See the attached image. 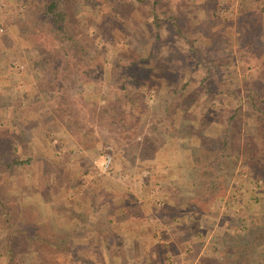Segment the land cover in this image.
<instances>
[{"label":"rangeland","instance_id":"374dc122","mask_svg":"<svg viewBox=\"0 0 264 264\" xmlns=\"http://www.w3.org/2000/svg\"><path fill=\"white\" fill-rule=\"evenodd\" d=\"M43 3L0 0V145L19 139L15 152L32 156L0 172L18 229L29 230L13 238L15 264L41 258L119 264L133 258V244L157 263L215 264L222 250L210 238L228 235L235 245L252 243L263 257L264 140L245 154L240 148L233 163L224 156L229 146L215 147L234 101L194 88L192 76L179 91L191 75L188 51L167 25L155 29L149 11L176 16L181 34L207 48L206 57L215 58L210 86L242 93L244 81L255 83L264 70V0H134L125 16L120 2L112 14L103 0H70L67 34L73 40L57 36L35 13ZM192 87L198 97L183 113L180 103ZM245 121L233 120L237 132L252 129ZM104 153L111 159L106 171ZM193 167L206 172L203 183V175L190 177ZM166 188H177L170 200ZM180 210L196 215L191 229L183 219L170 223L169 214L178 221ZM80 215H89L83 228L75 219ZM98 218L119 232L98 236ZM192 228L203 237L190 259L186 249L197 240ZM8 238L0 225V251ZM144 258L141 251L137 263Z\"/></svg>","mask_w":264,"mask_h":264},{"label":"trees","instance_id":"16d2710c","mask_svg":"<svg viewBox=\"0 0 264 264\" xmlns=\"http://www.w3.org/2000/svg\"><path fill=\"white\" fill-rule=\"evenodd\" d=\"M105 2V5L108 6L109 8H106L108 12L115 14V10L117 9L118 2L121 3V6L119 10H122L120 13V16H125L130 12L129 6L134 5V0H103ZM155 4V1H152L151 6ZM31 10V6H28ZM126 7V9H125ZM29 10V11H30ZM71 10L72 7L70 5V0H44V3L36 9V14L39 17H43L44 20L46 21V24L49 26V28L54 32L57 36H61L62 38H65L66 40H73L71 36L67 34V26L71 18ZM131 15V13H130ZM134 18L135 16L132 15ZM149 17L152 20H157L154 25L155 29L159 30L161 25L159 23L165 24L169 27V32L170 30L175 32V37L176 39L178 38L182 44H180L181 47H184L187 49V57L189 59L188 64L190 65V68L188 69L191 73V75H188L185 77V81L182 82L181 87L178 89L179 91L183 92L188 88L189 85V76H192V80H194V88H202L204 92L210 96L216 97L218 99H231L234 101V106H232L230 109H227L228 115L226 117L225 124L222 128L221 134L218 136L219 138V143L215 144V147L218 149L220 148L221 150L229 146V150L225 153V157H227L231 163L236 159L238 156V153L240 151V148L242 150V154H245L247 148L250 147L251 144L256 143L257 144L261 141V139L264 140V70L261 68L259 70L258 77L255 80V83L253 82H245L244 81V87L242 89V93H240V90H237V88H231L226 85L220 86V87H213L208 84V77L211 75L210 73V66L211 64L214 65L215 58H213L212 55L206 57V55L209 53L204 47V45L195 47L193 45V41H189L183 34H181L180 31V25L177 23V18L176 16H160L158 11H154L150 8L149 11ZM166 26V28H167ZM165 49V48H164ZM208 52V53H207ZM134 64V63H131ZM198 73L200 75L198 76ZM204 81L207 82V84H204ZM205 85V86H204ZM192 89L189 90V92H186V96H184L183 102L180 103V106L183 105L180 110L181 112H185L187 108L189 107L190 104L194 103L195 100L198 97V92L197 90ZM177 91V90H176ZM246 107V108H244ZM245 113H244V112ZM242 116V118H245L246 121L244 122V125H250L252 129L250 131H244L242 130V134L237 132L235 125L233 122L234 119H239ZM199 125H204L202 121L199 122ZM206 126V124H205ZM247 127V126H246ZM13 136V135H12ZM241 140H240V138ZM15 138V137H14ZM19 143L21 140L15 138V142L12 138H8L5 141L4 145H0V172H4L7 169H12V167H21V165L28 164L30 160L32 159L31 155L26 154V156H23L24 153H16V147L15 144L16 142ZM7 144V145H6ZM23 148V147H22ZM208 150V149H207ZM224 150V149H223ZM264 150V148H263ZM225 151V150H224ZM260 151V150H259ZM241 154V155H242ZM264 155V152H263ZM170 161H168L169 164ZM212 160L206 161V163H211ZM172 162H170L171 164ZM220 166V163L218 164ZM208 167V166H207ZM260 171L264 173V163H261ZM230 166L228 167V170H230ZM195 173L198 175H203L202 177V183L205 178V171L202 170H197L196 167L192 168V177ZM232 172H227L228 175H231ZM192 179V178H191ZM189 178V180H191ZM204 179V180H203ZM187 184V183H183ZM199 184L194 181H192L191 185ZM204 185V184H203ZM212 182H208L205 184V187H210L211 189ZM167 199L170 200L173 195L176 194L175 189H167ZM132 198V197H131ZM133 199V198H132ZM144 200V198H142ZM146 200V199H145ZM176 206V205H174ZM36 210L33 209V213ZM70 213L71 211H66L64 212V215L66 219H70ZM108 214H104V216L107 215L109 216V212H106ZM181 214V218L177 220L175 217L174 212L169 214V219L170 223L174 222V226L180 225L182 220L185 221L182 223V225H187L185 228L191 229V221L193 218H196V215L190 212H185L181 211L178 212ZM189 213V214H187ZM130 214V213H129ZM111 215V214H110ZM132 217V214H130ZM103 216V217H104ZM75 217V216H74ZM98 217H101L98 216ZM17 218V212L15 209H11V207L8 205V202L5 200L4 194L0 189V225L2 226V229L6 230L9 234L8 242L4 245H2V250L0 251V264H15V258L16 253L12 248L13 244V238L17 235L18 233H22L24 231H29L27 229H18V223L15 221ZM115 218V216H114ZM41 219V218H40ZM75 219L79 220L80 227H85V223L89 222V215L88 219L84 218L82 215L75 217ZM192 219V220H191ZM198 220V219H196ZM194 221V220H193ZM107 222H113V220L107 219ZM179 222V223H178ZM96 224L93 226L94 231H96L97 235L101 237V233L106 237L110 238L111 235L115 234L114 231L116 229L114 228H109L108 226H104L102 221L98 218L95 222ZM110 224V223H107ZM89 225V223H88ZM104 227V228H103ZM104 230V233H103ZM119 230V228H118ZM193 231L192 234L194 236L191 237V239H197L193 242L197 243L195 246V243L190 244V247H187V253L188 257L192 259V257L195 255L196 249L198 246L201 245L202 243V231L197 232L195 228H192ZM36 237L38 236L35 233ZM125 235V234H124ZM224 235H227L226 233ZM240 234H237V237H239ZM202 236V237H201ZM188 237H190L188 235ZM230 237H233L231 235H228L229 239H226V237L223 236V238H215L211 237L210 240L213 242V244L219 243L220 250H222V258L215 262V264H264V256L262 257L261 255H255L254 252L252 251V243H249L248 241L245 242H239V240L234 241L235 244L228 242L230 240ZM38 238V237H37ZM235 238V237H233ZM230 243V244H229ZM227 246L228 248V253L233 254V260L229 261L228 259V253L225 252L224 247ZM216 246L213 248L212 252L215 251ZM219 250V249H218ZM35 258V257H34ZM38 264H50L46 260H43V258L39 259ZM130 264V263H126ZM134 264V263H131Z\"/></svg>","mask_w":264,"mask_h":264},{"label":"crops","instance_id":"0c3cea01","mask_svg":"<svg viewBox=\"0 0 264 264\" xmlns=\"http://www.w3.org/2000/svg\"><path fill=\"white\" fill-rule=\"evenodd\" d=\"M118 233L119 232V230L118 229H116L115 231H114V233ZM154 233V232H153ZM94 234H96L95 232H94ZM153 235V234H152ZM152 235H148V236H152ZM144 238H146V237H144ZM102 240V239H101ZM100 245H103V243H99ZM98 244V245H99ZM166 245L165 246H167V243H165ZM97 245V246H98ZM133 246V252L135 253V254H132V257L134 258H132L131 260H130V262H129V260H124V261H121V262H119V264H126L127 262L128 263H137V262H139L140 260H138L139 259V254L141 253V251H142V255H144V253L146 254V255H148V258H144V259H142L141 260V263L140 264H166L167 262H168V260H163V261H160V263H157L156 261H153V259L151 258V255H149L148 254V252H146L143 248L141 249V247H140V251H139V246L140 245H136V244H133L132 245ZM143 246V245H142ZM173 248H175V246H173ZM209 249V248H208ZM100 250H104V248H100ZM143 251H144V253H143ZM127 261V262H126ZM166 262V263H165ZM181 262H182V260L180 259L179 261H173V262H171V263H169V264H181ZM101 264H113V260H109V261H107V259H101ZM138 264V263H137ZM193 264H196V262H194Z\"/></svg>","mask_w":264,"mask_h":264},{"label":"built area","instance_id":"2783aa9c","mask_svg":"<svg viewBox=\"0 0 264 264\" xmlns=\"http://www.w3.org/2000/svg\"><path fill=\"white\" fill-rule=\"evenodd\" d=\"M103 157H104V162L102 164V170L106 171L109 169V163H110L111 159H110V155L108 153H104Z\"/></svg>","mask_w":264,"mask_h":264}]
</instances>
